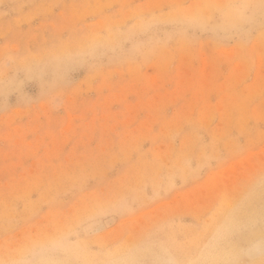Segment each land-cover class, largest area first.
<instances>
[{
	"label": "rangeland",
	"instance_id": "obj_1",
	"mask_svg": "<svg viewBox=\"0 0 264 264\" xmlns=\"http://www.w3.org/2000/svg\"><path fill=\"white\" fill-rule=\"evenodd\" d=\"M263 183L264 0H0V264H264Z\"/></svg>",
	"mask_w": 264,
	"mask_h": 264
},
{
	"label": "bare ground",
	"instance_id": "obj_2",
	"mask_svg": "<svg viewBox=\"0 0 264 264\" xmlns=\"http://www.w3.org/2000/svg\"><path fill=\"white\" fill-rule=\"evenodd\" d=\"M241 69V68H240ZM210 124V123H209ZM166 132V131H165ZM160 153V152H159ZM168 153V152H167ZM166 153V154H167ZM165 157V156H164ZM187 171V170H186ZM160 173V172H159ZM161 174V173H160ZM126 184V183H125ZM264 184V183H263ZM121 187V186H120ZM116 191H118V190H116ZM120 191V190H119ZM123 192V191H122ZM43 194V193H42ZM135 195V194H134ZM213 198V197H212ZM112 200V199H111ZM21 202V201H20ZM112 202V201H111ZM240 204V203H239ZM236 229V228H235ZM247 233V232H246ZM237 236V235H236ZM148 255V254H147ZM112 262V261H111ZM143 263V262H142ZM146 263V262H145Z\"/></svg>",
	"mask_w": 264,
	"mask_h": 264
}]
</instances>
